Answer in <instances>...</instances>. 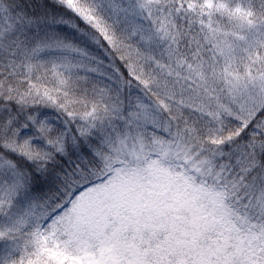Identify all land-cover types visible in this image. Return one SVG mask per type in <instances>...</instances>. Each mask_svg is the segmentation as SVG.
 I'll list each match as a JSON object with an SVG mask.
<instances>
[{"label":"snow or ice","instance_id":"1","mask_svg":"<svg viewBox=\"0 0 264 264\" xmlns=\"http://www.w3.org/2000/svg\"><path fill=\"white\" fill-rule=\"evenodd\" d=\"M0 264H264V0H0Z\"/></svg>","mask_w":264,"mask_h":264}]
</instances>
